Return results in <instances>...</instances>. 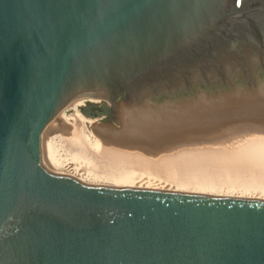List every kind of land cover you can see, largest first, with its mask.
Wrapping results in <instances>:
<instances>
[{"label":"water","instance_id":"95a60500","mask_svg":"<svg viewBox=\"0 0 264 264\" xmlns=\"http://www.w3.org/2000/svg\"><path fill=\"white\" fill-rule=\"evenodd\" d=\"M263 84L264 0H0V264H264V201L92 185L40 157L67 106L120 128Z\"/></svg>","mask_w":264,"mask_h":264},{"label":"bare ground","instance_id":"6f19581e","mask_svg":"<svg viewBox=\"0 0 264 264\" xmlns=\"http://www.w3.org/2000/svg\"><path fill=\"white\" fill-rule=\"evenodd\" d=\"M147 106L162 111L131 116L137 113L121 110L120 128L91 123L88 134L76 107L67 106L75 124L62 115L42 134V162L59 175L92 185L264 201V94ZM61 128L66 134L62 140L76 156L74 163L54 146ZM173 154L184 156L183 161L166 162ZM164 161L167 167H160ZM175 166L202 172L184 178ZM171 170L176 177L162 176L166 184L159 186L163 182L153 176L165 171L173 175Z\"/></svg>","mask_w":264,"mask_h":264},{"label":"rangeland","instance_id":"374dc122","mask_svg":"<svg viewBox=\"0 0 264 264\" xmlns=\"http://www.w3.org/2000/svg\"><path fill=\"white\" fill-rule=\"evenodd\" d=\"M261 94H264V84H263V86H262V88L260 89V91H258L257 93H254V94H252V95H247V96H257V95H261ZM230 95V96H229ZM229 95H226V96H222V97H218L219 99H229L230 97H232V96H235V95H231V94H229ZM234 98V97H233ZM206 99V98H205ZM147 105H152V106H155V107H159V106H157V105H154V104H152V103H149V104H147ZM165 106H167V104L165 105ZM169 106H171V105H169ZM196 106H200L199 104L198 105H196ZM150 109H153V110H156V111H158L159 109H156V108H154V107H146L145 109H144V114H145V112H147L148 110H150ZM146 110V111H145ZM164 110H166V109H164ZM163 110V111H164ZM159 111H162V110H159ZM75 112L81 117V119H82V124H83V126L85 127L84 128V133L85 134H88V132L90 131V125H91V123H96V124H99V125H108V124H104V123H101V122H98V121H94V120H91V119H87V118H84L83 117V115H82V113H81V111H80V108L79 107H76V109H75ZM71 114H73V111H72V109L71 108H67V112L64 114V116L68 119V124L69 125H74L75 124V121L73 120V118L70 116ZM131 116H141V114L140 113H137V114H132ZM117 118V117H116ZM118 121V120H117ZM119 124V123H118ZM60 135V136H59ZM66 134H65V130L64 129H62L61 128V131L59 130V131H57L56 133H55V135H54V146H55V148H56V150H57V152L59 153V155H61L62 156V158H64V159H66V160H70V162L71 163H74L75 162V160H76V156H75V154H73V152L71 153L70 151V149L65 145V142L62 140L63 138L62 137H64ZM58 137H59V139H58ZM58 140V141H57ZM58 142V143H57ZM67 148H66V147ZM69 149V150H68ZM164 150L165 149H163L162 151L161 150H158V151H160L161 153H163L164 152ZM155 151V150H154ZM157 151V150H156ZM174 155H176V156H174ZM70 157V158H69ZM72 157H73V159H72ZM169 158H170V161H169ZM174 159V160H171V159ZM184 158V156H182V155H179V154H173L172 156H168V158H167V160H166V162L167 161H169V162H171L172 164L174 163V162H177V161H180V160H182ZM72 159V160H71ZM183 161V160H182ZM165 161L164 162H162V163H160V167H161V165L163 166L164 165V167L167 165V163H166ZM168 162V163H169ZM167 167V166H166ZM175 167H178V166H175ZM180 167H181V170L182 169H184L185 167L184 166H179L178 167V169H177V171H179V169H180ZM184 167V168H183ZM174 169V168H173ZM172 169V170H173ZM176 169H175V171H176ZM188 171H187V170ZM186 169H184V170H186V171H184L183 170V172L180 170L179 171V173L177 174L176 172L174 173V171L172 172V170L170 171V173H172L173 175H168V173L165 171V172H162V173H159V174H157V175H154L153 176V178L154 177H156V179H157V181L158 180H161L163 183H159L158 185L159 186H161V185H164V184H166L165 182H164V178L163 177H165V176H171V177H176V175L175 174H177V175H179V174H183V175H185V176H183L182 174V176L184 177V178H196L195 176H197L198 174H196V173H201L202 171H200V172H198V170L197 171H195V173L193 172V168H189L188 169V167H186ZM192 170V171H191ZM195 170V169H194ZM189 171L191 172V173H193V174H187V173H189ZM168 172H169V170H168ZM181 172V173H180ZM186 174H185V173ZM161 174V175H160ZM166 174V175H165ZM195 174V175H194ZM160 175V176H159ZM181 175L180 176H177V177H181ZM193 175V176H192ZM163 176V177H162ZM153 184H155V183H153ZM157 185V184H156ZM153 187H156L155 185H153Z\"/></svg>","mask_w":264,"mask_h":264},{"label":"flooded vegetation","instance_id":"af4514ba","mask_svg":"<svg viewBox=\"0 0 264 264\" xmlns=\"http://www.w3.org/2000/svg\"><path fill=\"white\" fill-rule=\"evenodd\" d=\"M84 109L87 110V114L92 118L99 117L100 119H103L106 121H108L109 118L115 119L116 109L110 110L103 103L87 104V102H85Z\"/></svg>","mask_w":264,"mask_h":264}]
</instances>
